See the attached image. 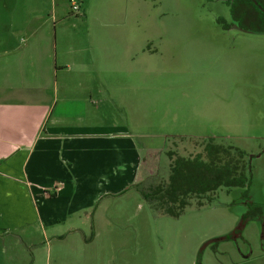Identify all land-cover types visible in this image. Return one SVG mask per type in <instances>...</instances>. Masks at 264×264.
<instances>
[{"label":"rangeland","instance_id":"1","mask_svg":"<svg viewBox=\"0 0 264 264\" xmlns=\"http://www.w3.org/2000/svg\"><path fill=\"white\" fill-rule=\"evenodd\" d=\"M66 5L69 13V0ZM85 6L87 11L67 16L71 38L65 53L88 35L90 56L99 66L104 53L93 43L96 34L109 30L99 22L110 12L128 15L125 28L113 29L138 32L141 39L136 41L142 46L135 55L125 38L121 44L115 40L111 44L115 54L100 67L113 64L115 70L108 77L113 85L98 93L109 102L99 109V115L105 116L91 123L126 128L138 135L140 147L155 151L147 164L153 174L144 180V190L132 187L129 193L135 199L125 194L114 202L117 208L128 200L125 206L132 214L117 215L120 225L114 232L119 240L123 234L129 238L131 246L109 248L112 262L107 264H264L261 228L251 212H260L264 220V34L224 29L220 19L232 22L224 0H84ZM66 58L69 62L75 57ZM91 103L95 105L97 99ZM206 145L242 152L250 171L249 185L220 188L202 206L191 200L178 218L153 208L141 193L167 182L171 158L193 157ZM248 213L237 239L220 240ZM15 250L20 261L7 264L31 263V248L7 245L6 257L15 256ZM65 251V256H72L69 262L70 258H63L65 264H99L93 248L78 257L68 247ZM0 256L1 263L5 257L1 248ZM50 256L53 264L54 249ZM37 262L45 264L44 258Z\"/></svg>","mask_w":264,"mask_h":264},{"label":"crops","instance_id":"2","mask_svg":"<svg viewBox=\"0 0 264 264\" xmlns=\"http://www.w3.org/2000/svg\"><path fill=\"white\" fill-rule=\"evenodd\" d=\"M80 1L78 11H87ZM66 6V0H0V264L20 261L17 250L6 257L7 245L20 244L32 249L30 264L43 258L50 264L52 249L53 264H65L72 258L67 247L75 257L93 248L99 264L112 262L109 248L131 246L114 232L116 216L132 214L128 200L117 208L114 202L125 194L135 199L130 189L143 191L153 174L147 164L155 151L140 147L136 133L91 123L105 116L99 109L109 102L98 93L113 85L115 67L100 64L115 54L114 40L125 38L140 53L139 33L113 29L125 28L127 14H104L99 24L109 30L93 43L104 53L98 66L88 35L65 53L67 16L75 13ZM66 54L75 58L68 62Z\"/></svg>","mask_w":264,"mask_h":264},{"label":"trees","instance_id":"3","mask_svg":"<svg viewBox=\"0 0 264 264\" xmlns=\"http://www.w3.org/2000/svg\"><path fill=\"white\" fill-rule=\"evenodd\" d=\"M230 11V24L219 20L224 29H236L251 34H264V14L252 0H224ZM259 16V17H258ZM240 151L206 145L203 153L190 158H176L170 164L167 182L146 191L144 197L153 208L178 218L191 200L198 206L210 201L220 188H245L250 183V171L243 163ZM208 196V199H207Z\"/></svg>","mask_w":264,"mask_h":264},{"label":"flooded vegetation","instance_id":"4","mask_svg":"<svg viewBox=\"0 0 264 264\" xmlns=\"http://www.w3.org/2000/svg\"><path fill=\"white\" fill-rule=\"evenodd\" d=\"M252 2L257 6L258 10L264 14V0H252ZM259 17V16H258ZM194 157V156H193ZM164 182V181H163ZM166 182V181H165ZM254 213V216H257L259 220V225L261 228V239H260V248L263 251L264 250V220L262 214L258 211H251ZM249 213L245 215L243 218H241L239 224L236 226L235 230L228 235L227 237H222L220 240H223L225 238H231V239H237L240 236V231L244 227V222L248 219Z\"/></svg>","mask_w":264,"mask_h":264},{"label":"built area","instance_id":"5","mask_svg":"<svg viewBox=\"0 0 264 264\" xmlns=\"http://www.w3.org/2000/svg\"><path fill=\"white\" fill-rule=\"evenodd\" d=\"M71 10L74 12H77L79 10L78 4L74 1L71 2ZM22 42L25 41V39H21Z\"/></svg>","mask_w":264,"mask_h":264}]
</instances>
